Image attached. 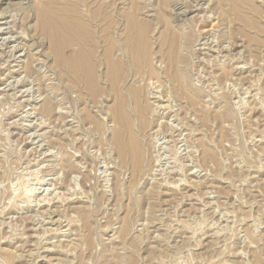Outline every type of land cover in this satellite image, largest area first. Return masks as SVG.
Wrapping results in <instances>:
<instances>
[{"label":"rangeland","instance_id":"374dc122","mask_svg":"<svg viewBox=\"0 0 264 264\" xmlns=\"http://www.w3.org/2000/svg\"><path fill=\"white\" fill-rule=\"evenodd\" d=\"M197 1L0 0V264H264V0ZM46 3L83 16L99 57L125 43L97 94L62 75Z\"/></svg>","mask_w":264,"mask_h":264},{"label":"bare ground","instance_id":"6f19581e","mask_svg":"<svg viewBox=\"0 0 264 264\" xmlns=\"http://www.w3.org/2000/svg\"><path fill=\"white\" fill-rule=\"evenodd\" d=\"M201 2V0H198L196 3H197V6L199 5L198 2ZM218 1V0H217ZM232 4H233V7L234 9H236L235 7V4H236V0H231ZM242 1V0H241ZM244 1V0H243ZM171 2V1H169ZM176 2V1H175ZM250 0H245L244 4L247 5L249 7V4H250ZM146 4V3H145ZM184 4V3H183ZM243 4V5H244ZM50 4L49 3H46L45 6L40 10V15H41V18H40V21H39V24H40V29H41V32L43 34H46L48 35V37L51 39V48H52V51H53V54H54V57L56 59V63L57 65L59 66L60 68V71L62 73L63 76L67 77L69 82H70V85L71 87H73L80 95H95L99 92V87L97 85V79H96V74L98 72V66L101 64H105V67L108 68V71H112L113 73H115V71L117 70V68L119 66H122L120 65L121 64V61L117 60L116 58H114V55H113V51L115 50V48L117 47L118 50L121 49V52L123 54V51L125 49V43L123 41H121L122 43H113V42H108L107 44V48L104 50V53L101 55V57L98 56V52H97V49H98V37L96 35V32H91L87 26L85 25V20L83 18V16L78 12V11H75V12H67L66 9H64L63 7L57 9V10H52L49 6ZM241 5H242V2H241ZM242 5V6H243ZM147 6V5H146ZM196 6V5H195ZM201 7V6H200ZM239 7V6H238ZM241 7V6H240ZM151 8V7H150ZM244 8V6H243ZM247 8V7H246ZM152 9V8H151ZM239 9V8H238ZM245 9V8H244ZM248 9V8H247ZM189 8H187V10H185L186 12H190L188 11ZM242 10V9H241ZM250 11V9H248ZM148 11V10H147ZM198 11V10H197ZM251 11H254L255 13L259 14L260 13V10L259 9H253ZM67 12V13H66ZM183 11V14L180 15L184 17L185 13ZM66 13V15L64 16V14ZM174 13V12H173ZM176 13V12H175ZM250 13V12H249ZM149 14V13H148ZM180 14V13H179ZM248 14V13H247ZM3 15L0 14V18L2 17ZM5 16V15H4ZM176 16V15H175ZM155 17V16H154ZM177 17V16H176ZM179 17V16H178ZM177 17V18H178ZM182 17V19H183ZM2 19V18H1ZM207 19H209V16L207 17ZM178 20V19H177ZM180 20V19H179ZM178 20V21H179ZM184 20V19H183ZM177 21V22H178ZM127 25L129 26L128 28V37L131 39V40H135L134 37L136 36V44L135 46L133 47V45L129 48L128 47V51L131 52L132 55H134V53L138 52L137 50V47H145V46H148L147 44V39H146V29H145V25L144 24H141L138 22V20L136 18H134L133 16H129L127 18ZM8 26V25H7ZM127 28V26H126ZM181 28V27H180ZM174 29V28H173ZM196 29V28H194ZM109 30V29H108ZM126 30V29H125ZM179 30V29H177ZM13 31V30H12ZM171 31V30H170ZM169 31V32H170ZM181 31V30H180ZM177 32V31H176ZM2 33L1 29H0V34ZM5 33V32H4ZM106 33H108V38L109 39V34L110 32L107 31ZM181 33V32H180ZM183 33V32H182ZM181 33V34H182ZM172 34V33H171ZM179 34V33H178ZM177 34V35H178ZM127 35H123V37H125ZM179 37L180 34H179ZM6 38V37H5ZM8 40V39H7ZM179 40V39H178ZM18 41V40H17ZM214 41V40H212ZM8 43H10L11 41L8 40L7 41ZM15 42V41H14ZM2 43V42H1ZM170 43V42H168ZM214 43V42H213ZM229 43V42H227ZM15 44V43H14ZM205 45V44H204ZM17 47V46H16ZM21 47V46H20ZM176 48V47H174ZM191 48V47H190ZM226 48V47H225ZM15 45L14 47L12 48V51H16L15 50ZM21 49V48H20ZM208 49V47H207ZM18 50V49H17ZM24 50V49H23ZM226 50V49H225ZM213 51V50H211ZM210 51V52H211ZM204 52V51H203ZM231 52V51H230ZM229 52V53H230ZM198 53V52H197ZM204 54V53H203ZM211 54V53H210ZM121 55V53H120ZM202 55V53H201ZM212 56V55H211ZM213 57V56H212ZM11 58V57H10ZM120 59V58H119ZM201 59V58H200ZM203 60V59H202ZM233 60V59H232ZM219 61V60H218ZM6 62V61H5ZM206 62V61H205ZM209 63V62H208ZM218 63V62H217ZM225 63V62H224ZM236 66V65H235ZM244 66V65H243ZM245 68V67H244ZM11 69V68H10ZM229 72V71H228ZM227 72V73H228ZM237 72V71H236ZM18 73V72H17ZM230 73V72H229ZM1 74V73H0ZM6 77V75H5ZM3 78V77H2ZM11 78V77H10ZM13 79V78H12ZM18 79V78H17ZM23 79V78H22ZM4 79H0V81H3ZM26 80H28L26 78ZM23 81V80H22ZM20 83V82H19ZM230 83V82H229ZM22 84H24L22 82ZM20 85V86H23V85ZM234 84V83H233ZM35 87V86H34ZM33 87V88H34ZM212 87V86H211ZM12 89V88H11ZM189 89V88H188ZM215 89V88H214ZM44 90V89H43ZM224 90V89H223ZM243 90V89H242ZM24 91V89H23ZM212 91V90H211ZM220 91V90H219ZM193 92V91H192ZM192 92H189V93H192ZM62 94V93H61ZM195 94V93H194ZM193 94V95H194ZM17 95V94H16ZM158 95V94H157ZM156 95V96H157ZM196 95V94H195ZM23 96V95H22ZM42 97V96H41ZM198 97V96H197ZM44 98V97H43ZM168 98V97H167ZM15 99V98H14ZM149 99H155L154 96H149ZM158 99V97H157ZM158 101V100H157ZM159 102V101H158ZM168 102V101H166ZM58 104V103H57ZM157 104V103H156ZM166 105V104H165ZM54 107V106H53ZM58 107V106H57ZM161 107V106H159ZM166 106H162L161 108H165ZM33 108V107H32ZM56 108V107H55ZM66 108V107H65ZM159 108V109H161ZM47 109H49V107H47ZM158 109V108H157ZM159 109L157 111H159ZM54 110V109H53ZM167 110V109H166ZM165 110V111H166ZM56 111V110H54ZM170 111V110H169ZM57 112V111H56ZM161 112V111H160ZM55 112H53L54 114ZM164 114V113H163ZM166 114V113H165ZM172 114V113H171ZM37 115V114H36ZM61 115V114H60ZM169 115V114H168ZM21 116V115H20ZM29 116V115H28ZM59 116V115H58ZM61 117V116H60ZM126 116H122L121 120H120V123H124V127H126V129H129L130 128V125H129V121L126 120L125 118ZM162 117V116H161ZM160 117V118H161ZM165 117V116H164ZM173 117V115H172ZM177 117V116H176ZM159 118V117H158ZM157 118V119H158ZM50 119V118H49ZM161 119H164V118H161ZM169 119V118H168ZM56 120V119H55ZM167 120V118H166ZM165 120V121H166ZM170 120V119H169ZM23 121V120H21ZM43 121H46V120H43ZM158 121V120H157ZM164 121V122H165ZM175 121V120H174ZM15 122V121H14ZM40 122V121H39ZM42 122V121H41ZM159 123V122H158ZM168 123V122H167ZM50 124V123H49ZM53 124V123H52ZM164 124L163 121L160 122L159 125H162ZM169 124V123H168ZM12 125V124H11ZM18 125V124H17ZM171 125V124H169ZM40 126V125H39ZM183 126V125H182ZM156 127V126H155ZM164 127V126H163ZM169 127V126H168ZM173 127V126H172ZM157 128V127H156ZM160 128V127H158ZM17 129V128H16ZM77 129V128H76ZM170 129V128H169ZM173 129V128H172ZM175 129V127H174ZM173 129V130H174ZM45 130V129H44ZM65 130V129H63ZM160 130V129H159ZM172 131V130H170ZM169 131V132H170ZM168 132V133H169ZM175 132V131H174ZM183 132V131H182ZM179 132H177L178 134ZM38 135V134H37ZM164 135V133H163ZM182 136V134H180ZM180 135L178 137H180ZM150 136V135H149ZM153 135H151L152 137ZM157 136V135H156ZM167 136V135H165ZM170 136V135H169ZM168 136V137H169ZM176 136V135H175ZM34 137V136H33ZM39 137V136H38ZM171 137V136H170ZM173 137V136H172ZM41 139V138H40ZM50 139V138H49ZM154 139V137L152 138ZM157 139V138H156ZM155 139V140H156ZM165 139V138H164ZM172 139V138H171ZM170 139V141H171ZM185 139V138H184ZM73 140V139H72ZM75 140V139H74ZM158 140V139H157ZM163 140V139H162ZM178 140V139H177ZM188 140V139H187ZM77 141V140H75ZM169 141V142H170ZM173 141V140H172ZM180 141V140H178ZM177 141V142H178ZM29 142V140H28ZM47 142V141H45ZM72 142V141H71ZM176 142V141H175ZM182 142V141H181ZM43 143V142H42ZM49 143V142H48ZM35 144V143H34ZM44 144V143H43ZM167 144V143H166ZM172 144V143H171ZM33 145V144H32ZM50 145V144H49ZM119 149H120V152L121 154H124V148L123 146H121V144H119ZM159 145V144H158ZM173 145V144H172ZM178 145V143H177ZM188 145V143H187ZM171 146V145H170ZM186 146V145H185ZM52 147V146H50ZM158 147V146H157ZM187 147V146H186ZM155 148V147H154ZM133 152H134V156H135V161H134V164H135V167L136 168H139L141 167L142 165V152L141 150L138 148V146H134L133 147ZM51 151V150H50ZM191 151V150H190ZM30 152V151H29ZM33 154V152H32ZM35 154V153H34ZM46 154V153H45ZM189 154V153H188ZM187 154V155H188ZM192 154V153H191ZM37 155V154H36ZM35 155V156H36ZM181 155V154H180ZM186 155V154H185ZM42 156V155H41ZM189 156V155H188ZM33 157V156H32ZM31 157V158H32ZM190 157V156H189ZM187 158V157H186ZM67 159V158H66ZM168 159V158H167ZM172 159V158H171ZM193 159V158H192ZM51 160V159H50ZM157 160V159H156ZM174 160V159H173ZM195 160V159H194ZM33 161V160H32ZM154 161V160H153ZM158 161V160H157ZM156 161V162H157ZM182 161V160H181ZM160 162V161H159ZM158 162V163H159ZM184 162V161H183ZM173 163V162H172ZM181 163V162H180ZM31 164V162H30ZM157 164V163H156ZM161 164V163H160ZM28 165V164H27ZM167 165V164H166ZM41 166V165H40ZM50 166V165H49ZM155 166H159V165H155ZM154 166V167H155ZM178 166V165H177ZM183 166V165H182ZM46 167V166H45ZM51 167V166H50ZM49 167V168H50ZM55 167V166H54ZM153 166H152V169H155ZM186 167V166H185ZM188 167V165H187ZM52 168V167H51ZM62 168V167H61ZM70 168V167H69ZM175 168V166H174ZM200 168V167H199ZM39 169V168H38ZM43 169V168H42ZM159 169V168H157ZM37 170V169H36ZM40 170V169H39ZM190 170V169H189ZM193 170V169H192ZM204 170V169H203ZM48 171V170H47ZM61 171V170H60ZM155 171V170H154ZM195 171V170H194ZM55 172V171H54ZM167 172V171H166ZM43 173V172H42ZM165 173V172H164ZM163 173V174H164ZM206 173V172H205ZM45 174V173H44ZM155 174V173H154ZM169 174V173H168ZM190 174V173H189ZM56 175V174H55ZM58 175V174H57ZM68 175V174H66ZM73 175V174H72ZM181 174H179L180 176ZM158 176V175H157ZM70 177V176H69ZM64 178V177H63ZM182 179V178H181ZM149 180V179H148ZM159 181V180H158ZM161 181V180H160ZM162 182V181H161ZM177 182V181H176ZM175 182V183H176ZM181 182V181H180ZM41 183V182H40ZM44 183V181H43ZM211 183V182H210ZM167 184V183H166ZM169 184V183H168ZM181 184V183H180ZM60 185V184H59ZM67 185V184H66ZM71 185V184H70ZM69 185V186H70ZM172 185V184H171ZM174 185V183H173ZM179 185V184H178ZM56 187V186H55ZM53 187V188H55ZM61 187V186H60ZM63 187V186H62ZM77 188V187H76ZM35 189V188H34ZM73 189V188H72ZM29 191V190H28ZM74 191V190H73ZM78 191V190H77ZM35 192V191H33ZM47 192V191H46ZM54 192V191H53ZM68 192V191H67ZM55 193V192H54ZM26 194V192H25ZM67 194V193H66ZM86 194V193H85ZM185 194V193H184ZM28 195V194H27ZM43 195V194H41ZM59 195V194H58ZM64 195V194H63ZM78 195V194H77ZM26 196V195H25ZM32 196V194H31ZM57 196V195H56ZM42 197V196H41ZM59 197V196H58ZM40 198V197H39ZM53 198V197H51ZM57 198V197H56ZM55 198V199H56ZM216 198V197H215ZM32 199V198H31ZM41 199V198H40ZM44 199V198H43ZM50 199V198H48ZM73 199V198H72ZM69 200V198H68ZM71 200V199H70ZM80 200V199H79ZM183 200V199H182ZM37 201V200H36ZM45 201V200H43ZM52 202V200H50ZM54 201V199H53ZM20 202V201H19ZM29 202V201H28ZM71 202V201H70ZM21 203V202H20ZM57 203V202H56ZM208 203V202H207ZM33 204V203H32ZM44 204V203H43ZM30 205V204H29ZM42 205V204H41ZM47 205V204H46ZM207 205V204H206ZM38 206V205H37ZM40 206V205H39ZM24 207V206H23ZM28 207V206H27ZM48 209V208H47ZM34 211V210H33ZM40 211V210H39ZM38 212V211H37ZM41 213V212H40ZM40 213H38L40 215ZM46 213V212H45ZM44 213V214H45ZM55 213V212H53ZM219 214V213H218ZM38 215V216H39ZM55 215V214H54ZM34 217V216H33ZM42 219V218H41ZM40 219V220H41ZM48 219V218H47ZM50 219V218H49ZM12 220V218H11ZM66 220V219H65ZM227 220V219H226ZM46 221V220H45ZM54 221V220H53ZM61 221V219H60ZM41 222V221H40ZM48 222V221H46ZM67 222V221H66ZM220 222V221H219ZM51 223V221H50ZM61 224V223H60ZM71 224V223H70ZM46 225V224H45ZM68 225V224H67ZM66 225V226H67ZM36 226V225H35ZM40 226V225H39ZM42 226V225H41ZM40 226V227H41ZM44 226V225H43ZM39 227V230L42 231L43 229H40ZM68 227V226H67ZM66 227V229H67ZM56 228V227H55ZM47 229V228H46ZM49 230V229H48ZM43 232V231H42ZM48 232V231H47ZM61 232V231H59ZM213 232V231H211ZM62 233V232H61ZM44 235H47V233ZM38 238V237H37ZM43 238V237H42ZM50 238V237H49ZM73 238V237H72ZM46 242V241H45ZM65 242V241H64ZM56 243V242H55ZM55 247V246H54ZM20 248V247H19ZM53 248V246H52ZM41 250V249H40ZM62 251V250H61ZM44 252H53L51 250H49V248L47 249H44ZM60 252V251H59ZM24 253V252H23ZM63 254V253H62ZM237 255V254H236ZM245 255V254H244ZM245 258V257H244ZM43 259V258H42Z\"/></svg>","mask_w":264,"mask_h":264}]
</instances>
